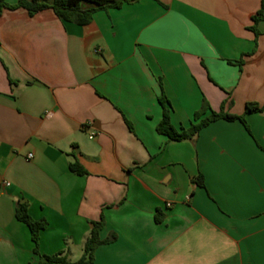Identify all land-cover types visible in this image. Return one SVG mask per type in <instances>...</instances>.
<instances>
[{"label": "crops", "instance_id": "0c3cea01", "mask_svg": "<svg viewBox=\"0 0 264 264\" xmlns=\"http://www.w3.org/2000/svg\"><path fill=\"white\" fill-rule=\"evenodd\" d=\"M162 95L175 129L203 100L263 106L264 3L139 0L84 27L2 12L0 264H39L20 202L47 224L41 255L76 262L103 218L100 240H115L93 264H264V111L248 131L219 120L176 142L156 132Z\"/></svg>", "mask_w": 264, "mask_h": 264}, {"label": "trees", "instance_id": "16d2710c", "mask_svg": "<svg viewBox=\"0 0 264 264\" xmlns=\"http://www.w3.org/2000/svg\"><path fill=\"white\" fill-rule=\"evenodd\" d=\"M138 1L139 0H17L15 4H8L4 0H0V16L4 10L23 9L30 17L45 10H52L59 20L84 27L92 22L93 14L96 11L119 9L124 4H131ZM261 1L263 4L264 0ZM262 17V11L260 10L257 15L252 18L254 25H257L262 20ZM252 29L255 31V27ZM239 64L241 65L242 63L240 62ZM158 102L162 107V118L156 127V132L167 137L168 140L176 142L195 139L202 129L219 120L227 122L237 121L248 131L245 116L264 111V105L259 106L255 103H248L245 106L244 113L239 116L225 113L222 110L213 112L210 110L209 104L203 100L201 109L194 114L189 127L175 129L170 123L171 107L168 100L162 95L159 97ZM208 112L209 115L204 117ZM127 126L132 130L128 122ZM69 170L75 175H87L78 161L71 163L69 165ZM196 183L203 186L202 177H199ZM14 217L18 222L28 228L30 240L33 244V253L39 257V264H93L96 249L101 245L111 243L115 240L114 236L104 241L100 240V231L104 226L103 218H101L100 221L92 223V229L84 243L83 255L81 258L76 262H70L66 256H62L61 254L48 256L39 253L40 234L46 228L47 224L43 220H35L30 215L26 202H20L16 205ZM156 221H158L157 218Z\"/></svg>", "mask_w": 264, "mask_h": 264}, {"label": "built area", "instance_id": "2783aa9c", "mask_svg": "<svg viewBox=\"0 0 264 264\" xmlns=\"http://www.w3.org/2000/svg\"><path fill=\"white\" fill-rule=\"evenodd\" d=\"M94 136H95L94 134H90V135H89V138H90V139H93V138H94ZM28 158H31V155H29V156H28ZM169 206H170V205H169V204H167V207H169Z\"/></svg>", "mask_w": 264, "mask_h": 264}]
</instances>
